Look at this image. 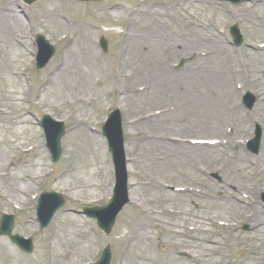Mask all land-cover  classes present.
Instances as JSON below:
<instances>
[{"label":"rangeland","instance_id":"rangeland-1","mask_svg":"<svg viewBox=\"0 0 264 264\" xmlns=\"http://www.w3.org/2000/svg\"><path fill=\"white\" fill-rule=\"evenodd\" d=\"M197 10L192 16L184 11V0H102L101 2L81 3L77 0H44L32 6H27L22 0H0V10L6 6H13L24 18L25 26L18 28L15 32L20 36L21 43L15 44V49L3 54V45L0 44V62L9 64V71L0 72V106L7 109L9 116L0 119V149L3 151L0 159V194L8 192L10 183L19 175L29 176L37 173V181L32 184L33 189L29 192V179L20 182L22 189L27 190V203L17 202L23 208L15 206L10 201L3 199L0 195V218L2 214L15 215L14 234L25 238H32L35 243V251L32 255L21 252L7 237H0V244L7 242L10 253L18 264H94L101 256L105 247H110L112 253L111 264H209L210 261L219 260L218 264H264V221L257 218L256 210L264 214V207L260 201V194L264 191V174H258V168L264 164V122L263 117L256 112L258 105L264 107V82L261 84L242 81L239 85L242 90L239 92V116L243 117L241 126L243 130L236 133L232 126L222 128L200 127L192 124L191 134L181 133L180 135L190 142L192 139L222 140V147L212 154L214 162L198 161L196 165L189 163L187 158H177L174 153L159 152V157L164 159V171L153 168L152 155L145 156L138 150L136 156L132 155L134 145L142 138L141 131L149 130L140 128L129 133L130 119L134 115H144L143 119L151 114L150 109H158L165 104L167 97L156 100L149 104L137 105V98L129 95V100L119 102L123 96L113 92L111 83L118 77V66L122 59L128 57L129 49L126 47L125 30L128 23H131L127 13L143 4L146 7L155 5L158 9L166 8L174 12V27L182 34L193 33V21L196 24L209 25L212 30L219 33L218 37L236 53L243 54L246 62L259 67L264 71V1L245 4L237 9L229 3H222L221 0H187ZM115 5L123 8L124 16L120 19L107 18L102 15L103 11ZM216 7L217 13H207L208 7ZM251 9V11H250ZM168 11V10H167ZM229 12H231L229 14ZM240 14L242 22L241 33L244 41L249 47H235L230 37L229 27L236 23ZM45 13L59 15L58 20L44 16ZM109 14V13H107ZM49 15V14H48ZM126 16V17H125ZM75 19L78 21L79 36H89L92 39L91 52L93 61L78 63L81 70L79 78L89 87L84 90L82 100L75 103L77 110L66 107L64 110H52L46 112L33 102L35 96L39 95L44 82L50 78L52 69L59 65L62 59L64 48L67 44L68 34L74 33L75 26L65 21ZM113 19V20H112ZM137 21V20H136ZM132 23H135L132 21ZM135 26V25H134ZM137 27V26H136ZM146 37L145 33H142ZM43 35L55 47V55L48 65L41 70L36 69L38 47L35 43L36 36ZM152 36L147 35L150 39ZM107 41L108 51L103 52L100 39ZM188 48L179 47L178 53L171 60L173 70L176 73L184 71L190 64L194 63L198 54L192 48L201 47L202 41L187 44ZM148 45H143L146 48ZM184 64L180 67L181 62ZM97 65V66H96ZM77 68V69H78ZM128 73V72H127ZM264 76V74H263ZM67 77H64L65 79ZM62 79V80H63ZM131 86L133 85L130 83ZM129 84V85H130ZM141 82L139 85H143ZM185 85V84H183ZM183 85H179L180 93ZM178 84L175 85V87ZM128 85L125 86L127 90ZM62 86L55 85L49 92L43 95V101L54 99L72 100L71 94L66 91L59 95ZM92 89V90H91ZM185 92V91H184ZM250 92L257 100L252 110H248L242 102V97ZM55 99V100H56ZM152 99V98H151ZM160 103L158 107L157 104ZM175 105H180L179 99L174 100ZM186 106V105H185ZM119 109L123 118L124 132L126 135L125 153L128 166L137 169L140 175H154L160 181L166 183V190L162 197L150 194L148 191L140 190L137 202L140 205L131 203L119 214L116 224L110 235L102 233L96 220L89 218L82 212L83 207H94L104 205L113 196L115 187V170L112 157L108 151L106 139L101 134L102 125L105 123L110 111ZM154 113V112H153ZM44 115L61 121L65 124L67 133L62 139L63 154L60 161L53 164L51 154L46 145L45 134L39 125ZM192 117V113L189 114ZM145 120V119H144ZM172 125V123H169ZM256 125H260L263 131L260 153L253 155L246 149L247 141L254 137ZM80 128L83 134H75ZM173 129V128H172ZM174 130H179L178 128ZM87 133V134H86ZM174 135L175 133L172 132ZM180 133V132H177ZM39 136V144L35 141ZM96 139L97 147L94 146ZM39 145V146H38ZM176 148V146H174ZM169 148V147H168ZM29 149H32L29 151ZM161 148H157L156 153ZM26 150V151H25ZM29 151V152H27ZM41 158V160H40ZM90 160L92 166L88 167L87 174L84 161ZM243 161H246L242 163ZM28 162V165H24ZM246 164L247 169L243 174L251 176L252 180L247 184L246 189L238 187L234 182L237 165ZM17 166V168H16ZM41 167V168H40ZM237 167V168H236ZM24 168H28L25 173ZM199 168V169H198ZM75 169L74 174L69 172ZM80 169H85L80 171ZM204 170V172L202 171ZM130 174V172H129ZM218 174L219 181L213 175ZM72 175V176H70ZM131 177V174H130ZM140 176H134L133 188H142L138 184ZM63 178L67 184L72 186L71 192H64L61 189H54L56 179ZM68 182H67V181ZM18 181V180H17ZM90 182V187L85 184ZM202 187L210 193V199L204 196H196L190 193L180 194L182 190L192 186ZM235 187L236 191H234ZM9 189V190H8ZM55 191L62 194L66 204L62 210L56 213L50 226L41 230L37 219L36 207L38 196L42 192ZM234 192V196L242 197L247 194L249 199H242L241 204L236 205L240 209L235 210L233 202L226 196L228 192ZM245 191V193H243ZM82 194V195H81ZM81 197L88 200L83 201ZM162 198L169 199L165 205L171 207L174 213L164 217V224H187L192 229L197 217H211V220L225 221L226 227L219 228L216 223L208 221L209 231H205L199 242L195 233L183 227V236L179 238L164 237L162 229H149L139 242L134 243V250L131 254L124 253L127 242L131 239L134 231L138 232L137 226H146L144 211L157 210L163 203ZM243 198V197H242ZM187 212V214L180 212ZM73 214L82 230V237L78 236L80 244L73 243L58 245L54 241V233L59 234L61 228L66 226ZM187 215V216H186ZM78 225V224H77ZM249 225V230H243ZM257 227V228H254ZM122 240V238H124ZM262 238V242H251L250 238ZM58 245V246H57ZM53 246L59 250L53 252ZM90 248V254L86 249ZM250 249V250H249ZM185 253V254H184ZM187 253V254H186ZM69 254V255H68ZM55 255V256H54ZM199 255L200 259L192 258ZM189 256V259L187 258Z\"/></svg>","mask_w":264,"mask_h":264},{"label":"bare ground","instance_id":"bare-ground-1","mask_svg":"<svg viewBox=\"0 0 264 264\" xmlns=\"http://www.w3.org/2000/svg\"><path fill=\"white\" fill-rule=\"evenodd\" d=\"M183 7L188 16H192L193 13L196 12L194 10H197L189 2L184 3ZM107 11L109 14L103 11L102 15L107 18H115V21L117 18L120 19L124 16L123 9L119 6H111ZM207 13L214 16V14L217 13L216 7H208ZM44 16H48L50 19L54 20H58L57 18L59 17V15L53 13H45ZM127 16L130 18L131 23H128L124 34L126 38V47L129 49V54L131 51V54L126 58L124 57L122 62H120L118 66V77L111 83L112 90L114 93L116 92L118 96H123V98L118 100L119 102H127L129 100V95H134V97L137 98L135 110L138 109V105L140 104L150 105L156 100L161 103V100L167 97V99H165L167 101H164V103L162 102V104L165 105L158 109H150L149 112L151 114L147 115L144 118L145 120L143 117L147 112L144 115H134V117L130 119L129 133L139 129L138 127L144 129L149 128L146 133L141 131L143 132L142 138L136 141L138 143L134 145L135 147L132 150V155L136 156L138 150L145 156L151 157L152 155V164L150 166L156 169L159 168L160 171H164L165 166L163 165L164 159L159 157L160 151L168 152L169 154L174 153L177 158L185 157L187 161L193 165H196V162L201 160L214 162L216 159L212 157V154H215L217 152L216 150L222 147L221 143L216 145L215 148L208 147L209 144L207 142H197L196 144L198 145L191 146L188 145L184 137L176 135H180L182 132L191 134L193 130L197 129L192 127V124L200 127L209 125V127L213 126L214 129H218L219 125H221V132L225 131L226 127L232 126L235 128L234 131H236V133L241 132L243 130L241 122L244 118L239 116L240 106L238 104V99L239 92L242 89L239 83L248 81L261 84L264 82V71L246 62V58L243 54L236 53L229 49L218 37V32L212 30L211 26L207 24H196L197 22L193 21V33L187 35L180 33L174 27L175 17L172 9H158L155 5L146 7L141 4L127 13ZM132 21L137 24L132 23ZM65 22L75 26V32L73 33L72 30H69L71 33H63L64 35L68 34V38L62 59L60 58L59 65L52 69L50 78L44 82L42 90L39 95L35 96L33 102V105L45 109L46 112L52 110L61 111L66 107L77 110L75 103L83 99L84 90H89V87L79 78L81 70L78 68V63L82 64L85 61H93L91 54L94 49L91 48L92 37L90 38L86 35L84 37L79 36V25L77 20L71 19ZM24 26V18L18 13L15 7L6 6L0 10V44L3 45L1 50L3 54L8 53L10 50H14L15 42L17 44L21 43L20 36L15 30ZM142 33L146 34L145 38ZM147 35L152 36V38L150 37V39H148ZM193 41H202L203 43L201 47L192 48L199 54L197 60L187 66L184 71L176 73L173 70L171 60L176 57L179 47L188 48L187 44ZM146 44L148 47L142 48V46ZM9 69H11L9 68V64L3 61L0 62V72H8ZM64 77L67 78L63 79ZM141 82L144 84L139 85ZM130 83L133 85L131 86ZM176 84H178V86L175 87ZM55 85L62 86L58 92L59 95L68 91L71 96H73L72 100L70 101L64 98L56 99V97L53 96L54 99L51 98V100L47 102H42L43 95L47 94ZM126 85H128L127 90L123 89ZM179 85H183L182 88L180 86V93L176 91L177 89L179 90ZM261 95L264 96V93L262 92ZM178 99L180 105H175L173 102ZM160 103H158L156 107H158ZM257 109L256 112L258 116L264 118L263 104L261 106L258 105ZM190 113H192V117H190ZM8 115L7 109L0 106V119L1 117H8ZM262 121L264 122V119H262ZM169 123H172V125H169ZM176 128L179 130H174ZM172 132H174L175 135ZM79 133L83 134L80 128L75 131V134ZM93 139L95 141L94 146L97 147L96 138L93 137ZM35 141L39 144V136ZM174 146H176V148ZM157 148H161L158 153H156ZM2 153L3 151L0 149V159ZM244 162L246 161L242 160V163ZM92 165L90 160L84 161L86 174L88 172V167ZM237 167V170L240 172L235 171L234 182L237 183L239 188L246 189L247 184L252 180L251 176L243 174L245 169H247V165L241 164L239 166L237 165ZM27 169L24 168L23 172L25 173ZM85 169H80V171H84ZM76 171L77 170L72 169L69 174H74ZM128 171L131 174L129 184L133 185L134 176L139 175L140 179L138 184L142 186V188L137 187L130 191V199L135 201L134 204L140 205L136 203L137 197L140 195V190H146L150 194L154 193V195H160V197H162L166 190V183L164 181H160L156 176L151 174L140 175L133 166L129 167ZM202 171L204 172V170ZM258 174L260 176L264 174V164L258 168ZM87 175L91 176V174ZM26 178L28 177L19 175L13 179L9 186V189L12 190V195L7 196V192V194H0L1 197L14 205H19L17 202L27 203L30 201L28 198L24 199V197H27V190L22 189L19 185L20 182L25 181ZM28 179L29 192H31L33 189L32 184L35 183V180L37 181V173L32 174V176L30 175ZM85 186L90 187V182L85 184ZM54 189H61L64 192H71L73 190L72 186L67 184L63 178L56 179ZM183 193L204 196L206 199H210V193L197 185L187 187L180 192V194ZM243 193H245V191ZM226 196L234 203L233 208L235 210L240 209L235 202L241 204L242 197L234 196V192L230 191ZM81 199L83 201L88 200L85 197H81ZM163 200L169 201V199L162 198L161 203L163 204L159 209L144 211L146 226L143 224L137 226L138 232L136 233L135 230L131 239L127 242L126 249H124L125 253L131 254L133 252L134 243L139 242L143 235L148 233L151 226L152 228L162 229V235L166 238H179L183 236L185 234L183 232V227H185V229L195 233V237L199 242L202 241V238H197V235L202 236L205 231H209L210 227L208 225L205 226L208 221L216 223L221 227L226 226L225 221H219L222 222V224H220L217 220H211V217L203 218L202 216L197 217L198 222H195L192 229H189L187 224H174L172 226L170 223L165 225L164 217L172 215L174 211L171 207L165 205L166 202ZM259 211L260 210H256L254 213L257 218L264 221V214L262 215ZM182 213L187 214V212L181 211L179 215H182ZM81 233L82 230L77 218L73 214H70V219L66 226L61 228L59 234H53L55 235L53 240L61 246L69 243H73L74 246H77L80 244L77 237H82ZM123 239H125V237L122 238V240ZM262 240L263 239L259 237H251L249 239V241L257 243L262 242ZM53 252H59L56 246H53ZM86 253L90 254V248L86 249ZM199 257V255L192 256V258L196 259H200ZM145 262L150 264L151 260L146 259ZM210 262L209 264H218L220 261L213 260ZM0 264H18L10 253L7 242L0 244ZM161 264L165 263L161 262Z\"/></svg>","mask_w":264,"mask_h":264},{"label":"water","instance_id":"water-1","mask_svg":"<svg viewBox=\"0 0 264 264\" xmlns=\"http://www.w3.org/2000/svg\"><path fill=\"white\" fill-rule=\"evenodd\" d=\"M25 2H27L28 4H32L36 1L39 0H24ZM40 42H43L44 44H46L45 40L42 37L38 38ZM104 47L106 48V44L104 43ZM104 48V49H105ZM51 50V53L49 54V57H51L53 55V49H49ZM48 55L46 56L45 60H44V64L47 63L48 59H49ZM110 125H114L116 126V136H117V142H116V153L114 152L116 158L119 160L118 163L120 165V174H124L125 172V161H124V156H123V137H122V129H121V118L120 116H118L116 114V116H113L110 122ZM48 126V124H47ZM58 131L59 134L55 137L54 141H53V149H54V156H55V161H57L61 155V147H60V140L64 135V130L63 128H60ZM121 186V185H120ZM62 206V202L58 204V206L56 207V209L53 211L56 212L60 207ZM53 213L50 215L52 217ZM51 217H49V219H51ZM115 223V217L109 221H103L100 222V228L102 230H104L106 233H110L111 229L113 227ZM11 230H12V223L11 220L8 221L1 229H0V234H5V235H9L11 237V239L17 243L18 245H21L22 240L21 238H19L18 236H11ZM31 245V244H30ZM26 252L31 253L33 250L32 246H29L28 248L25 249ZM105 259H104V263H108V257L109 255L105 253Z\"/></svg>","mask_w":264,"mask_h":264}]
</instances>
